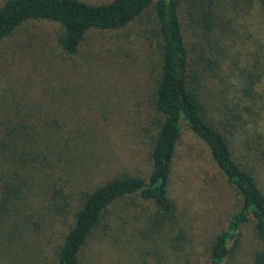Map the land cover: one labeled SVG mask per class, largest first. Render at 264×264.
<instances>
[{
  "label": "rangeland",
  "instance_id": "rangeland-1",
  "mask_svg": "<svg viewBox=\"0 0 264 264\" xmlns=\"http://www.w3.org/2000/svg\"><path fill=\"white\" fill-rule=\"evenodd\" d=\"M228 2L200 16L197 9L206 3L180 0L184 34L203 74L198 90L210 123L264 192V7ZM155 19L151 5L126 29L92 30L73 55L61 47L62 28L49 21L25 22L0 42V112L28 134L20 146L23 161L12 164L28 181L19 210L0 221V264H55L66 226L48 205L49 183L75 206L79 192L113 177H148L157 54H151L153 41L136 34H153ZM169 197L175 211L155 241L142 234L156 212L152 202L135 196L119 203L117 230L94 234L85 263L208 264L213 237L241 209L242 198L184 124ZM260 248L247 222L230 242L224 264H251Z\"/></svg>",
  "mask_w": 264,
  "mask_h": 264
},
{
  "label": "trees",
  "instance_id": "trees-1",
  "mask_svg": "<svg viewBox=\"0 0 264 264\" xmlns=\"http://www.w3.org/2000/svg\"><path fill=\"white\" fill-rule=\"evenodd\" d=\"M152 1L111 0L95 5L81 0H7L0 7V42L25 22L49 21L62 28L61 47L68 55L77 52L92 30L120 31L141 19L151 5L155 12L157 29L153 34L151 30L136 34L139 39L153 41L155 46L150 47L151 54H157L149 175L147 178L129 174L113 177L91 191L79 192L75 206L70 195L63 194L55 183H49L48 205L57 215L55 221L66 226L56 249L55 264H86L84 253L91 238L98 231L105 234L117 230V223L123 219L118 204L135 196L152 202L156 208L155 214L147 220L150 224L148 234L142 233L147 239L156 240L175 211L169 188L182 124L205 148L226 185L242 198L241 209L228 217L226 228L213 237L208 247V264L225 263L230 242L247 222L252 224L261 242L251 264H264V192L241 155L232 151L226 137L208 119L198 90L203 74L197 69L193 51L188 47L180 0H158L155 4ZM200 1L208 7H201L196 13L207 16L223 0ZM230 1L227 6L258 1L264 7V0ZM148 32L151 39L147 37ZM13 124L11 118L0 112V221L19 210L28 181L21 180L12 166L15 158L23 161L24 152L20 146L26 143L28 134L23 126ZM68 207L73 212L70 222Z\"/></svg>",
  "mask_w": 264,
  "mask_h": 264
}]
</instances>
